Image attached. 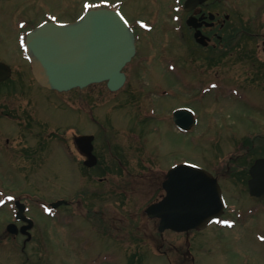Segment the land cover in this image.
Wrapping results in <instances>:
<instances>
[{"label":"rangeland","instance_id":"374dc122","mask_svg":"<svg viewBox=\"0 0 264 264\" xmlns=\"http://www.w3.org/2000/svg\"><path fill=\"white\" fill-rule=\"evenodd\" d=\"M176 3L177 0H0V60L10 64L14 72L18 69L27 76L29 63L22 45L27 29L45 20L72 22L96 6L116 7L132 26L146 28L148 25L156 29L152 34H145L138 46L139 55L148 56L143 69L149 67L147 78L150 80L134 77L130 66H126L128 81L120 92H110L104 83L59 92L31 83L29 75L26 81L30 86V100L34 101L37 117L47 120L53 130L59 128L61 133L75 127L92 129L90 118L83 115L80 107L88 110L92 106L101 119L107 115L109 120L126 123L136 117L134 110L147 115L150 105L146 106L142 97L127 103L130 106L114 105L117 99H127L125 93L129 98L131 90L142 87L148 90L150 82L158 86L157 95L162 90H174L176 96L166 100L153 99L149 94L157 114L176 105L188 106L195 111L198 123L189 132L167 130L162 123L154 124L152 129L147 125V165L154 163L155 169L166 170L172 162H190L211 173L223 166L228 157H237L232 163L236 168L226 172L227 176L219 177L224 197L230 204V209L219 219L220 225L214 223L186 233L168 229L160 236L156 232V220L144 212L151 200L164 193L158 186H152L150 181L154 176L137 177V182L122 184L120 188L112 183L107 185L99 181L100 176L76 175L80 166L68 153L53 145L48 150L45 167H38L33 175H24L14 169L7 155L11 153V142L4 143L3 148L9 151L5 153L0 147V264H175L174 253L158 250L156 236L164 248L168 243L182 246L187 238L191 252L186 251L183 258L193 255L191 262L187 259L188 264H264V200L252 201L239 173L242 167L249 166L254 155L236 154L244 135L264 134L262 81L258 87L243 77L244 71L249 72L248 58L243 56L240 66L231 65L229 72H243L244 81L238 76L243 81V98L236 102L235 94H226L228 85L223 86L213 77L214 69L208 70L200 64L202 54L196 51V63L190 62L188 48L193 43L184 24L187 13L181 11L180 4L176 22L179 30H174ZM263 8L264 0H211L208 5L211 12L228 14L229 26L242 22L264 33ZM246 41L250 48L259 39ZM258 53L264 59V54ZM165 58L175 63V73L167 70L163 64ZM135 62L138 59L132 63ZM8 86L0 84V106L10 102L4 96ZM93 91H99L97 97L90 96ZM8 125L3 120L0 129L4 131ZM12 197H21L27 202L28 213L35 221L32 237L27 242L5 231L13 214V204L8 201ZM2 199L7 200L3 205ZM58 200H67L69 204L54 210L48 207V203ZM239 208L242 212L236 214ZM225 219L235 225L222 224Z\"/></svg>","mask_w":264,"mask_h":264},{"label":"flooded vegetation","instance_id":"af4514ba","mask_svg":"<svg viewBox=\"0 0 264 264\" xmlns=\"http://www.w3.org/2000/svg\"><path fill=\"white\" fill-rule=\"evenodd\" d=\"M210 2V0L204 1L203 3L197 5L191 12L187 13V16L192 14L194 17L199 19L198 22H201L200 28L197 29L187 26V32L189 34L188 38H190L194 44H189L190 46L188 48V55L192 57L190 58V62L196 63L195 59L197 55H195V52L198 51L200 54H202L201 58L203 59L200 64L208 70L214 69L213 77L218 80L219 83L221 81L223 86L227 84L228 86L225 89L226 94L230 96L235 94V101L238 102L239 99L243 98L244 93V80L242 78L243 72L232 73L229 72V70L231 69V65L240 66L243 63V56L248 58L247 60L249 64V72L244 71L245 74H243V77L246 81H249V84L257 85L258 87H260L262 81V89L264 90V59L260 58L258 53L261 52L264 54V33L261 32V29L256 28V26L244 25L242 22L235 26H229L227 24L229 15L226 13L221 14L220 11L213 12L215 16L210 19L208 16V13H211V11L208 9ZM178 5L179 3L176 4V8ZM262 26H264V21ZM251 28L258 32H253ZM132 29L135 36L136 54L126 66H130L129 70L132 72L134 77H143L146 80L148 79L147 73L149 71V67H145V69H143V65H145L147 62L148 56L146 54H142V56L139 55L141 52H139L138 46L145 38V34H152L156 29ZM178 29L179 28H174V30ZM198 29L204 36V39L207 41V45L203 46L196 42L194 33ZM178 37H180V35H178ZM256 37L259 39L257 45L250 46V48H248V42L246 40L252 38L254 39ZM157 43L158 41L151 44L152 46H156ZM135 59H138V62L132 63L135 61ZM27 61L29 63L27 69L29 74L27 76L23 74L24 71H19L18 69L14 72L12 66L8 64L11 68V75L7 79L0 81V84L9 85L7 87L8 93L4 96L9 97L10 101L6 103V106H0V123H2L3 120L9 122L7 129H4V131L0 129V139L1 136H4V141L0 144V147L5 153H7L9 149L6 147L3 148L6 146L4 143L9 144L11 142V153H7V155L10 156L11 163L18 173H22L24 175H33L38 167H45V163L48 160L47 156L50 154L48 150L50 149L51 145H53V147L58 146L63 152L68 153L71 159H73L80 166V172L76 173V175L100 176L99 181L103 180L107 182V185L112 183L118 188H120V186L125 183L131 185L133 182H137V177L141 178L151 175L155 178L154 180L150 181L152 182V186H158V188L164 192L162 185L166 179L167 171L170 166L176 163L172 162L166 167V170H163V168L155 169L153 167L154 163L147 165L148 159L146 157L147 149L145 144L146 134L143 128L147 127V125L149 127H154V124L158 125V123L164 124V127L166 126L168 128L167 129L165 127L167 130L175 128L173 121V111L177 108H180V106H173L169 109V111L167 110L165 113L158 115L156 111L157 109L154 107V104H152L153 102L150 99L152 95L153 96L151 98H161L162 100L175 97L176 93L174 90H171L170 94L167 93V90H162V95H157L156 92L158 91V86L150 82L151 85L148 84V90L143 87L131 90V95L129 98L127 93H125V97H127V99H117L118 101H114V105L119 104L121 107L124 105H129L127 103H133L138 100L139 97L143 98V103L146 106L150 105L147 110V115H141L139 111L134 110L136 117L133 119L130 118V122L126 123H122L118 120H109L107 115L104 116V119H101V116L97 110L92 106H90L88 110H84V107H80L83 110V115H87L90 118L92 129L90 130L75 127L58 133L59 128H54L53 130L47 120L37 117L36 109L33 104L34 101L32 102L30 100V86L26 81V78H29L28 76L30 75L31 79L29 78V81L31 83H35V85L38 84L32 74L31 62L29 60ZM166 61H168V63ZM163 64L166 65V68L170 67V61L166 58L163 60ZM171 64L172 71L175 73V63L173 62ZM125 75L126 84L129 74L125 71ZM238 76L243 81L239 80ZM226 79L229 81L226 82ZM103 83L106 86V83ZM96 84L100 83H95L92 85ZM176 87L178 89V86ZM122 88L123 87L112 92H120ZM107 90L109 89L107 88ZM98 93L99 91H93L90 93V96L97 97ZM149 94H151V96H149ZM233 100H231V102L234 103L235 101ZM147 120H150V122ZM61 130H63V128H61ZM81 134L93 135L90 151L94 155L95 163L92 165L85 164L86 155L83 150H86L85 148L87 146H82V148H80L75 142V137ZM100 139L102 141H99ZM243 140L244 138L242 137L240 140L241 143L239 142L240 148L243 147ZM248 142H250L255 149L257 148L259 154L257 157H264V134L261 132L252 134V136H248ZM236 154L240 155L242 153L237 152ZM43 170L45 171L46 168ZM239 173L240 175L242 174V177H244L246 171L240 170ZM214 175L217 176L216 173H214ZM226 175V172L224 174L218 175V181L219 177ZM118 177L125 179L121 181ZM220 184L222 186L221 182ZM162 196L159 198H162ZM227 210L228 209H225L220 217L225 215L224 213ZM240 210L241 209H238V211ZM155 220L157 229L159 219L156 218ZM23 224V222H17L19 227ZM156 232L158 231L156 230ZM158 234L162 236L163 232H158ZM13 237H21L22 239H25V235L20 233L13 235ZM156 238L158 240V248L161 252L170 249L177 250L179 247L175 244H172L167 245L164 248V245L160 242L159 238L157 236ZM185 245H187V241L185 242ZM184 253L185 252H183L182 255L186 256Z\"/></svg>","mask_w":264,"mask_h":264},{"label":"water","instance_id":"95a60500","mask_svg":"<svg viewBox=\"0 0 264 264\" xmlns=\"http://www.w3.org/2000/svg\"><path fill=\"white\" fill-rule=\"evenodd\" d=\"M206 0H185L183 9L190 11ZM214 14L209 13L212 19ZM201 19V18H200ZM194 16H189L186 23L199 28ZM194 37L198 43L207 41L197 30ZM26 55L31 59L33 74L42 86L57 91H67L75 87L105 81L108 89H119L124 81L122 71L135 53L134 35L123 16L115 9L94 8L86 11L78 19L68 23L45 21L29 30L25 36ZM10 69L0 62V80L9 76ZM173 120L181 130H189L196 118L190 109L174 111ZM92 135H79L75 138L80 145H91ZM85 151V150H84ZM85 163L92 165L95 158L89 152ZM248 188L250 198H264V158H258L249 168ZM164 197L147 206L150 217H159L158 230L172 229L187 231L198 229L219 217L224 202L217 179L207 170L190 164H178L169 169L163 183ZM58 200L51 205L64 203ZM17 219L28 222L20 228L27 234L32 227V220L24 216V206L18 201ZM7 230L18 233L17 226L8 224Z\"/></svg>","mask_w":264,"mask_h":264},{"label":"trees","instance_id":"16d2710c","mask_svg":"<svg viewBox=\"0 0 264 264\" xmlns=\"http://www.w3.org/2000/svg\"><path fill=\"white\" fill-rule=\"evenodd\" d=\"M244 151L245 152L246 151L249 152L250 155L252 154V152L254 153V151H255V148L252 146V144L250 142H248V140L245 141ZM245 152H242V153H245ZM252 161H253V158L250 159L248 164H250ZM232 163H234L233 160L226 159V161L224 162L223 166H221L220 170L218 169V171L224 172L225 170H233V169H235L236 167L234 168V165ZM242 168H244V170L247 172V169H246L247 167H242ZM177 252L180 253V254L177 256L176 259H178L181 262V264H187V263L184 262V258L181 256V252H186L185 247L183 249H181L179 247L177 249Z\"/></svg>","mask_w":264,"mask_h":264}]
</instances>
